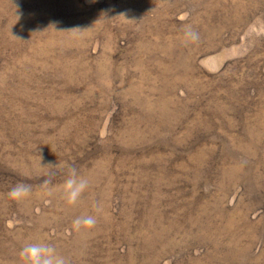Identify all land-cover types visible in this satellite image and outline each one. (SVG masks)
<instances>
[{"label":"rangeland","instance_id":"374dc122","mask_svg":"<svg viewBox=\"0 0 264 264\" xmlns=\"http://www.w3.org/2000/svg\"><path fill=\"white\" fill-rule=\"evenodd\" d=\"M29 244L264 264V0H0V264Z\"/></svg>","mask_w":264,"mask_h":264},{"label":"clouds","instance_id":"9594fccd","mask_svg":"<svg viewBox=\"0 0 264 264\" xmlns=\"http://www.w3.org/2000/svg\"><path fill=\"white\" fill-rule=\"evenodd\" d=\"M75 29V28H72ZM69 29V30H72ZM67 31V30H58ZM185 39L188 41H195L198 39L197 34L191 30L190 27H186L184 30ZM86 181L84 179L78 178L75 171L72 170L69 173V178L65 181L64 188L67 194V199L69 203L74 202L79 194L86 187ZM29 192V188L25 185H17L12 188L8 196L12 199L19 200ZM95 220L92 217H82L77 218L73 221V226L79 228L81 225L91 227L95 224ZM20 255L29 264H65L62 257L55 254L54 249L50 246H45L42 244H29L22 248Z\"/></svg>","mask_w":264,"mask_h":264}]
</instances>
